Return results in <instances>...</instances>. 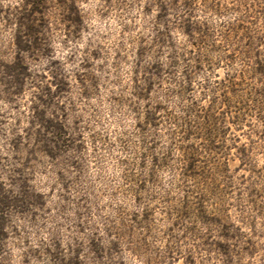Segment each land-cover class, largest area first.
Segmentation results:
<instances>
[{
  "label": "rangeland",
  "instance_id": "obj_1",
  "mask_svg": "<svg viewBox=\"0 0 264 264\" xmlns=\"http://www.w3.org/2000/svg\"><path fill=\"white\" fill-rule=\"evenodd\" d=\"M25 1L0 0V183L38 200L3 264H264V0H64L74 27ZM55 136L76 150L30 154Z\"/></svg>",
  "mask_w": 264,
  "mask_h": 264
},
{
  "label": "trees",
  "instance_id": "obj_2",
  "mask_svg": "<svg viewBox=\"0 0 264 264\" xmlns=\"http://www.w3.org/2000/svg\"><path fill=\"white\" fill-rule=\"evenodd\" d=\"M26 5L33 4V1H25ZM60 4H62L63 8L65 9L64 11L65 16L64 19L67 21V23H72L73 27L78 24V19L74 17V8L72 6L67 5L64 0H59ZM173 7H170L169 10H172ZM167 10L165 7H160L158 11V15L156 18V21L158 25L161 27L162 31L161 33L156 36V42L161 45L162 43H167V37H168V29L166 25V17H167ZM26 20L25 22L23 20ZM32 20L30 19L29 15L26 14L22 16V20L19 18L18 24L19 26H23L27 32H33L35 31L32 29V26L30 24ZM193 29L190 26H184L181 28V32L189 36ZM28 52V48L25 50ZM145 75H156L157 73L155 72V67H152L149 70H146L143 72ZM8 76H11V81L10 83L12 84L14 91L12 93L18 92L20 86H21V81L23 78H25L26 74L22 71V68H18V72L16 71L15 73H10ZM61 83V82H60ZM60 83L58 84V92L63 91L62 87L60 86ZM19 86V87H18ZM44 94L46 95L48 92L45 90ZM50 95V93L47 94V96ZM47 101H43V105H47ZM36 117L37 120H41L42 118H39L40 115L36 112ZM47 129L53 131V132H61L60 126H56L53 124H48L46 125ZM37 141V149L30 152V154H34V152H39V154L43 155L50 161H58L60 160L64 155H66L68 152L72 150H76V147L72 144L73 141L70 139H65L61 137H53V138H45V137H38L36 139ZM14 148H17V144L15 142L11 143ZM71 164H74V161H71ZM7 180L9 181V185L13 187L14 189L11 190H5L3 185L0 183V264H3V255L1 252V246L3 244L4 238H5V231L7 228V223L9 222V219H7L10 214L16 213L19 216H22L26 214L29 210V206L33 205L36 203L35 200L38 199H33L34 197H30L28 195V192L25 189L24 184L19 181V179H14L11 176H8ZM14 192V193H13ZM38 196V195H37ZM39 198V197H38ZM40 199V198H39ZM91 245L94 247L93 252L96 253V249H98V246L96 244H93V242H90ZM218 245V244H217ZM219 248L222 247L221 245H218ZM74 258V257H73ZM97 258V257H96ZM53 261L58 263V257H52ZM72 261V262H71ZM69 263L70 264H78L77 262H74V259L71 260Z\"/></svg>",
  "mask_w": 264,
  "mask_h": 264
}]
</instances>
